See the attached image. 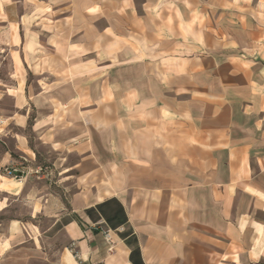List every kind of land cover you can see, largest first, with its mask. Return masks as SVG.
Here are the masks:
<instances>
[{"label":"crops","instance_id":"0c3cea01","mask_svg":"<svg viewBox=\"0 0 264 264\" xmlns=\"http://www.w3.org/2000/svg\"><path fill=\"white\" fill-rule=\"evenodd\" d=\"M6 58L0 179L69 181L0 264H264V0H0Z\"/></svg>","mask_w":264,"mask_h":264},{"label":"rangeland","instance_id":"374dc122","mask_svg":"<svg viewBox=\"0 0 264 264\" xmlns=\"http://www.w3.org/2000/svg\"><path fill=\"white\" fill-rule=\"evenodd\" d=\"M4 63V66L0 70V81L9 85L8 73L10 67L7 58L4 60ZM1 82L0 86H2ZM2 105L9 108L10 99H2ZM43 154L45 158L40 160L35 166L22 163L15 167L5 166L2 168V175L13 179V181L10 184L5 179H0V199L6 197L2 200L0 206L7 205V208L0 212V235L7 233L10 219H18L23 223L29 220L32 204L41 200L44 193L47 192V186L57 189L62 187L66 181H69L59 178L56 171L51 173L47 169V167L51 166L50 161L58 160L59 154H56L52 150H44ZM7 169H15L14 174L16 177L7 174ZM5 191L13 193L12 195H6Z\"/></svg>","mask_w":264,"mask_h":264},{"label":"built area","instance_id":"2783aa9c","mask_svg":"<svg viewBox=\"0 0 264 264\" xmlns=\"http://www.w3.org/2000/svg\"><path fill=\"white\" fill-rule=\"evenodd\" d=\"M0 122H1V120H0ZM14 171H15V169H12V170L7 169V170H6L7 174H11V175H13L14 177H16L15 174H14ZM104 235H105V237H107V236H108L107 232H105Z\"/></svg>","mask_w":264,"mask_h":264}]
</instances>
